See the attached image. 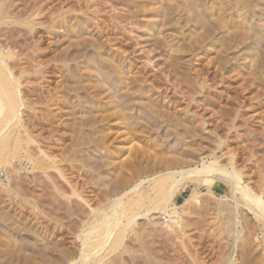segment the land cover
<instances>
[{
    "label": "rangeland",
    "instance_id": "rangeland-1",
    "mask_svg": "<svg viewBox=\"0 0 264 264\" xmlns=\"http://www.w3.org/2000/svg\"><path fill=\"white\" fill-rule=\"evenodd\" d=\"M194 1L0 0V45L11 42L17 52L7 64L23 83L21 118L36 140L29 152H48L94 210L125 193L123 177L134 182L206 161L234 168L264 200V0ZM22 151L16 173L0 175V264H78L89 223L102 213L73 196L67 203V183L52 168L34 171ZM193 179L174 198L179 206L193 189L200 194L178 211L182 232L166 233L167 214L143 217L140 208L121 243L97 254L99 264H264V226L236 205L239 194L217 179Z\"/></svg>",
    "mask_w": 264,
    "mask_h": 264
},
{
    "label": "bare ground",
    "instance_id": "bare-ground-1",
    "mask_svg": "<svg viewBox=\"0 0 264 264\" xmlns=\"http://www.w3.org/2000/svg\"><path fill=\"white\" fill-rule=\"evenodd\" d=\"M3 1V0H2ZM192 2V1H191ZM196 2V0L194 1ZM249 2V1H248ZM251 3V2H250ZM258 3V2H257ZM183 4H186V3H183ZM253 4V3H252ZM256 4V3H255ZM11 5V4H10ZM193 5V4H192ZM235 5V4H234ZM250 6V4H248ZM258 5V4H257ZM185 5H183L184 7ZM253 6V5H252ZM5 9H4V13H5V10H7L6 6H4ZM196 7V6H194ZM2 8V7H0ZM11 8V7H10ZM234 8V7H233ZM257 8V7H256ZM255 8V9H256ZM187 9V8H185ZM244 9V8H243ZM188 10V9H187ZM218 10V9H217ZM189 11H191L189 9ZM188 11V12H189ZM237 12V11H236ZM3 12H0V25L4 23V19H5V16L2 14ZM11 13V12H9ZM8 13V15H10ZM203 13V12H202ZM217 13V12H216ZM239 13V12H238ZM242 13V11L240 12ZM204 14V13H203ZM202 14V15H203ZM216 15V14H215ZM7 16V15H6ZM230 16V15H229ZM197 17V15H196ZM206 17V16H205ZM218 17V16H217ZM8 18V17H7ZM220 18V17H219ZM227 18V17H226ZM239 18V17H238ZM11 19V18H10ZM236 19V17H235ZM253 19V18H252ZM216 20H226L225 18H222V19H217ZM237 21V19H236ZM217 22V21H216ZM222 22V21H221ZM220 22V23H221ZM240 22V21H239ZM224 24V23H223ZM238 26V25H237ZM10 27V26H9ZM239 27V26H238ZM247 27V26H246ZM213 28V27H212ZM232 28V27H231ZM248 28V27H247ZM206 29V28H205ZM215 29V28H214ZM249 29V28H248ZM3 29L0 28V31H2ZM10 30V29H9ZM8 30V31H9ZM229 30V28H228ZM244 31V30H242ZM248 31V30H247ZM205 32V31H204ZM241 32V30L239 31V33ZM249 32V31H248ZM12 34V33H11ZM18 34V33H17ZM241 34V33H240ZM247 36V32L245 33ZM13 35V34H12ZM234 35V34H233ZM10 36V35H9ZM8 36V37H9ZM241 36V35H240ZM200 37V36H199ZM198 37V38H199ZM234 37V36H233ZM239 37V36H237ZM243 37V36H242ZM196 39V37H194ZM193 38V39H194ZM205 38V36L203 37ZM232 38V37H231ZM241 38V37H240ZM8 40V39H7ZM199 40V39H198ZM202 40V38H201ZM233 40V38H232ZM236 40H238V38H236ZM247 40V39H246ZM5 41V40H4ZM3 41V42H4ZM243 40H240V42L242 43ZM9 42V40L7 41ZM196 42V41H195ZM203 42V41H202ZM6 43V42H4ZM2 43L0 45V175L5 172L7 173V168H9L10 170V174L12 173H16V167L15 166V163H13V161L17 158V154H18V151L19 150H24V156L20 157V159H24L25 161H28L29 164H31L33 170L34 169H43L45 170L44 167L47 168H52L51 170H55L56 172V176H58V178H60L61 180H63L65 183H67V185L69 186L70 188V191L72 193V195H70L71 193H69V195H67L66 193H64V195L66 196L67 195V203H74V201L72 202L70 200V198L73 196L75 198H78L82 203H85L86 205L89 204L86 202V200H84L82 197H81V193H77L73 188L75 187H72L68 181V179H66V174H64V172H62V169H59L60 167H56L54 166V162L55 160H53L51 158V156L47 155L46 153L48 152H44L45 150H41V148L39 147L38 150H36L38 152V155H41L42 156V159H38L36 158V156L38 155H32L31 154V147H28V146H31L33 145L32 143H35L34 141V138H30L29 134L32 135V133H30V127L29 129H27L28 127L25 126V123L22 121V118H21V107H23L24 105V100L23 99V95L22 97L20 96L22 91L20 90V86L23 84H20L19 85V80H20V77H17L15 76L12 71H11V68L9 65V63L7 64V61L11 58H14V56H16V53L13 52V50H11L10 46L12 45L11 42H9L11 45L10 46H7L5 47L6 45ZM235 43H238L235 41ZM196 44V43H195ZM4 47H3V46ZM9 45V44H8ZM242 45V44H240ZM13 46V45H12ZM11 46V47H12ZM96 47V46H95ZM14 48V46H13ZM17 48V47H16ZM15 49V48H14ZM152 50V49H151ZM15 53V55H14ZM18 55V54H17ZM40 59V58H39ZM41 60V59H40ZM154 60V59H153ZM35 61V60H34ZM152 61V60H151ZM11 63V61H10ZM27 63V62H26ZM41 63V62H40ZM36 64V63H35ZM34 64V66H35ZM39 64V63H38ZM11 65V64H10ZM29 65V64H28ZM118 65V64H117ZM112 66V65H111ZM15 67V66H14ZM33 67V66H32ZM22 68V67H21ZM30 68V67H29ZM119 68V67H118ZM15 69V68H14ZM17 69V68H16ZM23 69V68H22ZM25 69V68H24ZM28 69V67L26 68ZM25 69V70H26ZM44 69V68H43ZM49 69V68H48ZM120 69V68H119ZM154 70V69H153ZM14 71V70H13ZM22 70L20 69V72ZM71 71V69H70ZM81 71V70H80ZM16 72V71H15ZM19 72V73H20ZM26 72V71H25ZM28 72V71H27ZM26 72V73H27ZM74 72V71H73ZM17 73V72H16ZM24 73V72H22ZM53 73V72H52ZM75 73V72H74ZM116 73V72H115ZM18 74V73H17ZM42 74V73H40ZM63 74V73H62ZM98 74V72H97ZM124 74V73H123ZM45 75V74H44ZM65 75V74H64ZM71 75V73H70ZM100 75V74H99ZM97 76V77H100V76ZM107 75V74H106ZM119 75V74H117ZM30 76V75H29ZM42 76V75H41ZM67 76V75H66ZM75 76V74L73 75V77ZM82 76V75H81ZM127 76V75H126ZM54 77V76H53ZM59 77V76H58ZM63 77V76H62ZM66 78V77H65ZM134 78V77H133ZM23 79V78H22ZM86 79V77H85ZM100 79H102L100 77ZM121 80V79H120ZM135 80V79H134ZM103 81L102 82V85L105 84L104 83V80H101ZM100 81V82H101ZM137 81V80H136ZM129 82V81H128ZM139 82V81H138ZM29 84V83H28ZM75 85V83H74ZM73 85V86H74ZM79 85V83L77 84ZM107 85V84H105ZM124 85V84H123ZM132 85V83H131ZM97 86V85H96ZM128 86H130L128 84ZM66 87V86H65ZM64 87V88H65ZM80 87V86H79ZM79 87H78V90H79ZM77 88V87H76ZM75 88V89H76ZM71 89V88H69ZM82 89V88H81ZM97 89V88H96ZM107 89V88H106ZM109 89V88H108ZM137 89V87H136ZM139 89V88H138ZM32 91V90H31ZM30 91V92H31ZM81 91V90H80ZM131 91V90H130ZM51 92V91H50ZM72 92H73V89H72ZM120 92V91H119ZM129 92V91H128ZM28 93V92H27ZM102 93V92H100ZM118 93V92H117ZM124 93L126 94V91H124ZM131 93V92H129ZM50 94V93H49ZM57 94V93H56ZM112 95H114L113 93H111ZM132 94V93H131ZM45 95V94H44ZM77 95V94H76ZM103 95V94H101ZM111 95V96H112ZM134 95V94H133ZM56 96V95H55ZM99 96V95H98ZM110 96V95H109ZM130 96V95H129ZM25 97H26V92H25ZM41 97V96H40ZM39 97V98H40ZM45 97V96H44ZM57 97V96H56ZM54 97V98H56ZM94 97V96H93ZM96 97V96H95ZM100 97V96H99ZM108 97V96H107ZM125 97V96H124ZM30 98V97H29ZM39 98H37L39 100ZM50 98H53V97H50ZM75 98V97H74ZM109 98V97H108ZM113 98V96H112ZM111 98V99H112ZM118 99L115 95H114V99ZM27 99V98H26ZM43 99V97H42ZM46 99V98H45ZM121 100V99H120ZM45 101V100H44ZM117 102H120V101H117ZM153 103V102H152ZM155 103V102H154ZM124 104V103H123ZM26 105V104H25ZM153 105V104H152ZM123 106V105H122ZM156 106V105H155ZM150 107V106H149ZM154 107V106H153ZM117 108V107H116ZM115 108V109H116ZM114 109V110H115ZM121 109V108H120ZM124 109L126 110L127 107L125 108L124 106ZM123 109V112H121V110L118 112L119 115L120 114H123L124 115V112L125 110ZM148 109V108H147ZM113 110V111H114ZM128 110H130L128 108ZM127 110V111H128ZM116 111V110H115ZM151 111V110H150ZM121 112V113H120ZM154 112V111H153ZM98 113V112H97ZM112 113V112H111ZM24 114V113H23ZM93 114V113H92ZM92 114L90 116H92ZM104 114V113H103ZM110 114V112H109ZM115 114V113H114ZM112 114V115H114ZM155 114V113H154ZM97 115H100V114H97ZM111 115V114H110ZM95 116V115H94ZM103 116V115H101ZM105 116H108L109 115H105ZM105 116H103L105 118ZM126 116V115H125ZM128 116V115H127ZM40 117V116H39ZM39 117L37 119H39ZM111 117V116H110ZM160 117V116H159ZM158 117V118H159ZM95 118V117H94ZM122 118V117H121ZM127 117H125L126 119ZM162 118V117H160ZM90 119V118H88ZM106 119V118H105ZM104 119V120H105ZM108 119V118H107ZM123 121L125 120L124 118H122ZM128 119V118H127ZM130 119V118H129ZM24 120V119H23ZM95 120V119H93ZM97 120V119H96ZM100 121H104L103 119H99ZM119 120V119H118ZM135 120V119H134ZM121 121V120H120ZM41 122V121H40ZM81 122V121H80ZM87 122V121H86ZM92 122V121H91ZM125 122V121H124ZM127 122V121H126ZM136 122V121H135ZM134 122V123H135ZM154 122V121H153ZM101 123V122H99ZM97 123V124H99ZM145 123V121L143 122ZM147 123V122H146ZM28 124V123H27ZM76 124V123H75ZM80 124V123H79ZM78 124V125H79ZM85 124V123H84ZM83 124V125H84ZM94 124V123H93ZM129 124V122L127 123ZM126 124V125H127ZM137 124V123H136ZM96 125V124H95ZM145 125V124H143ZM141 125V129H142V126ZM133 126V124L131 125V127ZM148 126V125H146ZM77 127V125H76ZM74 126V129L76 128ZM90 127H91V124H90ZM89 127V128H90ZM127 127V126H126ZM156 127V126H155ZM43 128V127H42ZM80 128V127H79ZM83 128V126H82ZM87 128V127H86ZM88 128V129H89ZM92 128V127H91ZM136 128V127H135ZM73 129V130H74ZM77 129V128H76ZM129 129V128H128ZM134 129L131 128V131L132 132ZM139 129V128H138ZM144 129V128H143ZM151 130V128H149ZM148 129V130H149ZM157 129V128H155ZM155 129H152V130H155ZM22 130V131H21ZM28 130H29V133H28ZM136 130V129H135ZM134 130V131H135ZM145 130V129H144ZM149 130V131H150ZM151 130V131H152ZM78 131V129H77ZM140 130H138L137 132H139ZM143 130H141L140 132H142ZM101 132V131H100ZM136 132V131H135ZM104 134V132H102ZM101 134V135H103ZM97 136V134H96ZM95 136V137H96ZM100 136V135H98ZM105 136V135H103ZM102 138H105L103 137ZM131 136V134H130ZM132 137V136H131ZM169 137V136H168ZM166 137V138H168ZM99 138V137H98ZM100 139V138H99ZM130 139V138H129ZM130 140H133V139H130ZM141 140V139H140ZM100 141V140H99ZM98 141V143H99ZM103 141V139L101 140V142ZM112 141V140H111ZM109 141V142H111ZM97 142V141H96ZM132 142V141H130ZM93 143V141L91 142ZM95 143V142H94ZM31 144V145H30ZM154 141H153V146H154ZM111 145V144H110ZM113 145V144H112ZM131 145V144H130ZM101 146V145H100ZM135 146V145H134ZM33 147V146H32ZM36 147V145H35ZM37 147V148H38ZM106 147V146H105ZM98 148V147H97ZM29 149L31 152H29ZM35 149V148H34ZM131 150V149H130ZM140 151V150H139ZM144 151V150H143ZM141 151V152H143ZM132 152V151H131ZM145 153V152H143ZM132 154V153H131ZM19 155V154H18ZM133 156V155H132ZM141 156V155H140ZM139 156V157H140ZM104 157V156H103ZM129 157V156H128ZM144 158V154L142 156ZM147 157V155H146ZM54 158V157H53ZM137 158V157H136ZM105 159V158H104ZM104 159H102L104 161ZM129 159V158H128ZM132 159V158H131ZM134 159V158H133ZM133 159L131 161H133ZM19 160V159H18ZM114 160V159H113ZM142 160V159H141ZM146 160V159H145ZM46 161H48L46 163ZM103 161L101 163H103ZM106 162L105 163H108L111 161H107L105 160ZM57 162V161H56ZM100 163V164H101ZM127 163V161L125 162ZM132 163V162H131ZM14 164V165H13ZM113 164V163H112ZM107 165V164H106ZM121 165V163H120ZM129 165V164H128ZM154 165V164H153ZM101 166V165H100ZM105 166V165H103ZM109 166V165H107ZM111 166V165H110ZM118 166V165H117ZM134 166V165H133ZM156 166V164L154 165ZM157 166H160L157 164ZM156 166V167H157ZM164 166V165H163ZM120 167V166H119ZM145 167V166H144ZM152 167V166H151ZM165 167V166H164ZM4 168V169H3ZM107 168V167H106ZM128 168V166L126 167ZM159 168V167H158ZM162 168V167H161ZM166 168V167H165ZM169 168V167H168ZM16 169V170H14ZM119 169V168H118ZM123 169V167H122ZM130 169V168H129ZM128 169V170H129ZM154 169V168H153ZM160 170V169H159ZM187 170H190V169H187ZM36 171V170H34ZM49 171V170H48ZM124 171V170H123ZM133 171V170H132ZM153 171V170H152ZM157 171V169H156ZM9 172V171H8ZM47 171H44V173L46 174ZM104 172V171H103ZM115 172V171H114ZM120 172V171H119ZM128 172V171H127ZM143 172L142 171V175H143ZM148 172V170H147ZM145 172V173H147ZM150 172V171H149ZM43 173V174H44ZM50 173V172H49ZM48 173V174H49ZM116 173V172H115ZM118 173V171H117ZM121 173V172H120ZM130 173V172H128ZM135 173V172H134ZM137 173V172H136ZM151 173V172H150ZM157 173V172H156ZM44 174V175H45ZM55 174V173H53ZM114 174V173H113ZM131 174V173H130ZM18 175V173H17ZM65 175V176H64ZM121 175V174H120ZM124 175V174H123ZM141 175V174H140ZM148 176V175H147ZM152 176V175H151ZM53 177V175L51 176ZM51 177H49L51 179ZM68 177V176H67ZM115 177V175H114ZM133 178V176H131ZM130 177V179H131ZM135 177V176H134ZM143 177V176H142ZM55 178V177H54ZM57 178V177H56ZM58 178L56 179L58 181ZM117 178V177H116ZM191 178H194L193 181H195L196 183L198 182H201V183H209L211 181V179H217V180H220L221 182L225 183L230 191H231V194L234 195V194H239V199L235 198V202H236V205H240L242 206L243 208H245L246 210H248L249 212H251L253 214V216L256 218V221L259 222V223H262V225L264 226V200H263V194H259V193H256L254 192L250 187H248L247 185H242V180H241V177H240V174L234 169L232 168V170H229L227 168H222V167H218L216 165V163L214 161H206V162H203L202 165H201V168L198 169H194V170H190V171H183V170H166V169H163L161 171V174L159 175H154V177H148V178H138L136 179V181L134 182H129V181H126V180H129V177L128 179H126V177H123L122 181L120 182V186H121V190H123L125 193L122 195L121 197H118V198H115L114 200H111V204L109 206V208L107 209V207H105L107 209V211L104 210V208H101L100 209H97V210H94L93 207H89L88 205V208L90 209L91 213H97L99 212V214H101V216H97L95 215V219L89 223V226H90V231L88 232V237L86 236L83 241H82V249H81V252H80V259L78 260L80 264H99L100 260H98L96 258L97 254L101 251H105L106 249H109V248H113L121 243V239L122 237L124 236L125 234V231H126V227H129L130 225H132L133 223V220L134 218H136L137 216H139L140 214L137 213V212H140L138 211L140 208H146V212L144 213L143 217H146L149 213H152V214H167L170 218V224L165 226V230H166V233L168 234H172L174 233L175 231H180L182 232V221L180 219V215L178 213L179 210H182L183 212H186L191 206L195 205L197 202H198V198L200 196V194L197 192L196 188L193 189L191 192L190 195L187 196V198L184 199V201L179 205H175L174 203V198L175 196L179 193V191L181 190V188L183 186H185L187 184V182L191 179ZM125 179V180H124ZM54 180V179H53ZM55 180V181H56ZM133 180V179H132ZM135 180V179H134ZM10 181V177L8 176L6 178V184L8 185V182ZM56 181V182H57ZM62 181V183H63ZM115 181V180H113ZM117 181V180H116ZM151 182V183H150ZM60 183V182H59ZM61 183V184H62ZM150 183V184H149ZM4 184V183H3ZM5 184V185H6ZM117 184L118 181H117ZM117 184H114L112 185V187H115L114 185H117ZM145 184H148L147 187H145ZM66 185V184H65ZM73 185V184H72ZM56 186V185H55ZM59 186V185H58ZM67 186V187H68ZM118 186V185H117ZM119 187V186H118ZM56 188V187H55ZM60 188V186H59ZM59 188H57L56 190H60ZM66 188V187H65ZM68 188V189H69ZM117 188V187H116ZM67 189V188H66ZM118 189V188H117ZM120 189V187H119ZM111 190V188H110ZM63 191V190H62ZM64 191H67V190H64ZM63 191V192H64ZM69 191V192H70ZM106 191V190H105ZM114 191V190H113ZM113 191H110V192H113ZM207 192L208 194H211L212 191L210 190L209 187H207ZM264 193V191H262ZM68 193V192H67ZM60 194L61 191H60ZM103 194V193H102ZM62 194V196H64ZM61 196V195H60ZM233 197V196H232ZM105 198V197H104ZM114 198V197H113ZM77 202V201H75ZM26 203V202H25ZM66 203V204H67ZM24 204V203H23ZM27 204V203H26ZM108 204V205H109ZM32 205V204H31ZM90 205V204H89ZM71 206V205H70ZM34 208V207H33ZM71 208V207H70ZM93 208V209H92ZM88 209V210H89ZM127 213V214H130L129 218L126 219V226H123L121 227V223H120V218L122 217V214L124 213ZM142 213V214H143ZM78 218V217H77ZM80 218V217H79ZM81 220V219H80ZM84 220V219H83ZM53 221V220H52ZM82 221V220H81ZM83 222V221H82ZM69 224V223H68ZM83 224V223H81ZM87 224V223H86ZM58 225V224H57ZM66 225V224H65ZM64 225V226H65ZM123 225V223H122ZM261 226V227H263ZM60 227V226H59ZM132 227V226H131ZM68 229V228H66ZM130 229V228H129ZM128 230V229H127ZM176 232V233H178ZM177 235V234H176ZM263 236V235H262ZM57 248V247H55ZM114 248V249H115ZM63 251V250H62ZM45 253V252H44ZM63 253V252H62ZM47 254V253H46ZM64 254V253H63ZM61 255V254H60ZM65 256V255H64ZM69 256V255H68ZM102 258V256H101ZM56 259V258H55ZM67 259V258H66ZM97 259V260H95ZM63 261H65V259H63ZM218 262V261H217ZM78 263V264H79ZM60 264V263H59ZM67 264H76V261L75 262H72V261H68Z\"/></svg>",
    "mask_w": 264,
    "mask_h": 264
}]
</instances>
